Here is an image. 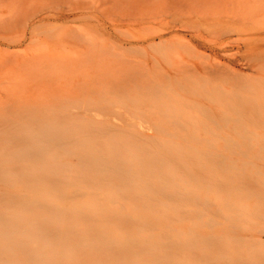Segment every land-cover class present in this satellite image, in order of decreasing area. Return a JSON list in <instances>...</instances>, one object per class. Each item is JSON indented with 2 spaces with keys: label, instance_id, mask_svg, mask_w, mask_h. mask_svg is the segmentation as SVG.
I'll return each instance as SVG.
<instances>
[{
  "label": "rangeland",
  "instance_id": "rangeland-1",
  "mask_svg": "<svg viewBox=\"0 0 264 264\" xmlns=\"http://www.w3.org/2000/svg\"><path fill=\"white\" fill-rule=\"evenodd\" d=\"M42 129L94 148L0 177L2 216L61 207L36 237L0 215V264H264V0H0V169L34 168L9 147Z\"/></svg>",
  "mask_w": 264,
  "mask_h": 264
},
{
  "label": "bare ground",
  "instance_id": "bare-ground-1",
  "mask_svg": "<svg viewBox=\"0 0 264 264\" xmlns=\"http://www.w3.org/2000/svg\"><path fill=\"white\" fill-rule=\"evenodd\" d=\"M251 45H253V44H251ZM200 63H201V61H200ZM98 94H99V92H98ZM31 112H33V111H31ZM91 132H89V131L87 132V130L85 132V130L82 131L81 129H72L71 131L68 130V132L66 130L61 131V132L44 131L43 129L41 131H37L36 134H33L32 138L34 140H33L32 145H29V144L27 145V143H26L22 146L13 145V146L9 147L10 149H12L11 151L13 152L14 156L17 159H19L21 161L24 160V161L28 162L29 165L33 166L34 168H31L29 170H24V171L20 167H16L15 170H11L9 168H6L5 170L0 169V177L2 178V180L6 181V182L12 183L13 181H18L20 183H26V184H30L32 186H35L37 183H39L42 180L55 183L57 181V177H60L59 173H58L59 170L64 171L67 169V170L73 171L72 168H70V167L66 168V166H64L62 163L60 164V162H58V159H57L58 153L57 152L60 151V152H64L65 154L66 153L67 154L80 153L83 155V153L86 154V151H92V149L94 148L93 142H94L95 137L92 136L93 132L92 133ZM41 133H44V134L42 135ZM20 141H24V140H20ZM111 142L113 143V145L117 146L116 147L117 148V151H116L117 155L121 156L123 154L122 152H124V151L128 152V148L126 147V145L118 147V144H114V143H116V140L114 138L113 139H106L107 144H112ZM81 147H83V149H85L84 152H83V150H81L82 149ZM121 147H123V148H121ZM0 148H3V147H0ZM79 149H80V151H79ZM173 149H175V148H173ZM176 149L173 151V153H172L173 155H183L186 153L185 147H177ZM9 153H10V151H9ZM101 156L104 157L103 155H101ZM89 157L90 156H88L86 154V158H89ZM141 158H142V156H141ZM101 162L104 165L106 164V162H104L103 160ZM109 162H111V161H109ZM177 162H179V161H177ZM47 164H50V166H47ZM21 167H23V166H21ZM163 167H164V170L166 172H168V176L170 177V179H173L175 181L177 179H179V176H178L179 171L173 165H165L164 164ZM48 168H49V170H48ZM149 174H150V172H149ZM158 174H160V173H158V171L153 170V177H147L146 178V181H148V185L151 188H152V183H153L152 178L157 177ZM193 176L197 179V176H195V175H193ZM125 178H123V179H125ZM162 179L165 180L164 178H162ZM213 185H214L213 183H209V187H213ZM180 194H181V192H180ZM1 196H2V194H1ZM14 199H15V197H14ZM18 202L21 206L20 210H17V211L14 210L16 212H13L12 214L10 213L9 215H3L2 216L0 214L2 216L1 220L5 221V223L8 225L7 226L8 234H16V232H17L18 235L22 236V232H28L29 237H33V236L36 237L35 231H32V230L38 229L39 226H37V225H47V223L51 224L54 220L57 219L56 217L40 218L38 215H36V212H39L40 209H44V208H48L50 210L61 208L59 205H56L54 200H52V199H45L44 200L42 198L33 196L32 193H30V192L21 193L19 195V201ZM0 204H1V202H0ZM17 206H16V208H17ZM58 210L60 211V209H58ZM63 214H65V212H63ZM44 229L41 228L40 230H44ZM105 239L109 242H114V240L109 236H107ZM31 256H32V254H31Z\"/></svg>",
  "mask_w": 264,
  "mask_h": 264
}]
</instances>
